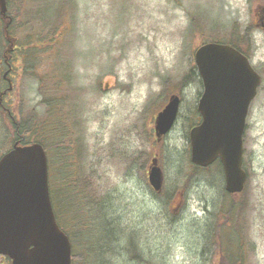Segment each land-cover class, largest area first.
<instances>
[{
  "label": "rangeland",
  "instance_id": "obj_1",
  "mask_svg": "<svg viewBox=\"0 0 264 264\" xmlns=\"http://www.w3.org/2000/svg\"><path fill=\"white\" fill-rule=\"evenodd\" d=\"M9 3L16 25L12 36L20 43L39 38L44 26L67 31L60 41V58L36 51L32 65L18 60V78L7 102L19 120L28 113L48 120L35 72L46 75L59 63L67 69L62 92L56 94L64 99V117L58 124L62 138L57 140L59 149L49 146L52 157L65 165L69 156L75 173L80 171L71 184L79 181L94 193L96 206L83 231L74 234L68 224L69 233L78 241L81 234L98 239V218L118 241L95 264H226L220 242L226 233L245 249L240 264H264V0ZM45 8L53 16L42 17ZM1 33L0 27V39ZM219 39H235L262 77L244 133L248 179L237 195L226 193L222 167L216 162L197 170L190 161L189 131L199 122L197 103L203 92L194 52L202 43ZM53 82L47 79L49 88ZM50 90L47 98L55 95ZM175 93L181 98L178 118L157 141L153 119ZM4 115L0 157L12 145ZM155 154L164 174L161 193L148 181ZM64 178H69L67 172ZM232 201L234 211L225 214Z\"/></svg>",
  "mask_w": 264,
  "mask_h": 264
},
{
  "label": "water",
  "instance_id": "obj_2",
  "mask_svg": "<svg viewBox=\"0 0 264 264\" xmlns=\"http://www.w3.org/2000/svg\"><path fill=\"white\" fill-rule=\"evenodd\" d=\"M7 0L0 14L7 17ZM203 84L197 110L201 122L189 132L192 163L206 167L221 162L225 190L239 194L243 168V135L250 104L261 77L249 59L229 44L207 42L194 53ZM180 97L172 94L155 119L160 139L173 127ZM148 179L155 191L163 184L158 158H152ZM0 254L12 264H71V242L57 223L49 192L48 159L41 143L16 142L0 158Z\"/></svg>",
  "mask_w": 264,
  "mask_h": 264
},
{
  "label": "trees",
  "instance_id": "obj_3",
  "mask_svg": "<svg viewBox=\"0 0 264 264\" xmlns=\"http://www.w3.org/2000/svg\"><path fill=\"white\" fill-rule=\"evenodd\" d=\"M9 3V0H7ZM10 4V3H9ZM59 11V10H58ZM51 10L49 8H45L44 12H42V17H49L51 14ZM41 15V13H38ZM37 20V16H36ZM15 20L10 24L9 31L10 34L13 33V28L16 27ZM27 24V22H26ZM0 27L2 30L0 39V57L4 52V21L0 17ZM58 26L46 28L45 26L40 30V37L36 36L35 40H31L29 43H25L24 41L20 43V41H16L15 51L17 53V58L20 60V63L29 62L32 65V62L37 60L36 58V51L39 54L47 55L52 57L55 55L57 57L60 56L59 52L61 48H63L64 43H61L63 36H65V27H62L58 30ZM249 28L244 31V35H247ZM12 32V33H11ZM234 34V33H233ZM67 36V35H66ZM14 37V36H13ZM33 38V37H32ZM64 39V38H63ZM218 41V40H213ZM219 41L226 42L239 50L241 47L239 46L238 42L235 39H219ZM62 44V47H61ZM28 47V49H27ZM38 49V50H37ZM40 50L45 51V53H41ZM61 57V56H60ZM59 57V58H60ZM58 59V58H56ZM60 64V63H59ZM55 65L51 67V71H47V74L41 75L35 72V75L39 78V92L41 95H44L42 100L48 106L49 109V117L48 120L41 118L38 114L35 113H28L27 115L22 116L19 120L18 127V137L22 143H29L32 141L40 142L44 145V147L49 151L52 149L49 145L54 144L56 147L58 146L57 140L61 139V132L58 124L62 123V119L64 117L63 113L60 110L63 108L64 99H60L57 97L56 94L62 92V82L67 78V69H62L60 66ZM33 69V66H31ZM57 67V68H56ZM26 69V68H24ZM51 78V88L47 83V79ZM55 91V95L49 94L50 98H47V94L49 91ZM199 117V114H198ZM50 121V122H48ZM45 136V137H44ZM59 149V147H57ZM50 152V151H49ZM56 154V153H55ZM58 154V153H57ZM65 165L61 162L57 156L52 157L50 155L49 159V167H50V195L56 215V219L60 226L64 228L67 234L70 235L72 240V254H73V261L72 264L77 262L78 264H95L99 256H102V252H107V249L112 245L115 244L116 238L112 235V230L108 229V225H106V221L104 222L102 219H96L95 231L96 233L98 230L102 232L101 237L98 239L93 240L91 237H85V235H79L78 239L75 238L74 235L69 233V230L66 228L68 224L74 228V234H78L83 231L84 224L88 221L89 216L91 215L96 203H94V193L89 192L86 188L80 184L79 181L71 184V181L78 180L80 171L75 173L74 171V164L72 166L73 159H69V156L65 157ZM217 164L221 167V164L217 162ZM212 167V166H211ZM197 170H206L207 168H199L194 166ZM209 168V167H208ZM64 172H67L68 179L65 180ZM78 174V175H77ZM79 182V187H78ZM81 187V188H80ZM236 202L232 201L231 204L227 206L225 214L227 212L232 213L234 211V207ZM100 209H103V205L100 201ZM228 216V215H227ZM230 216V215H229ZM91 222L89 221V224ZM238 224V222H237ZM93 234V233H92ZM222 236V235H221ZM220 236L221 242V252L223 256L224 263L228 264L229 261L233 262L234 264H240L239 261L241 258L244 257L245 249L243 246L235 240V238L228 236L225 234L226 240L223 241L222 237ZM240 239V238H239ZM235 240V241H234ZM75 242L79 245L75 246ZM78 246L82 248L81 252L78 251ZM237 249V251L231 248ZM83 253V254H79ZM100 253V255H99Z\"/></svg>",
  "mask_w": 264,
  "mask_h": 264
},
{
  "label": "flooded vegetation",
  "instance_id": "obj_4",
  "mask_svg": "<svg viewBox=\"0 0 264 264\" xmlns=\"http://www.w3.org/2000/svg\"><path fill=\"white\" fill-rule=\"evenodd\" d=\"M261 21L263 17H260ZM264 26V23H262ZM15 46L12 50L4 49L2 56L0 57V114L4 115L5 124L12 126V134L9 139L10 142L19 141L18 137V121L17 114L13 111L12 106H7V100L11 96V93L14 91L13 86L15 85V81L18 78V58L17 53L15 51ZM6 50V51H5ZM10 51V52H8ZM13 104V100L11 101V105ZM1 132V130H0ZM1 134H3L1 132ZM0 134V140L2 138ZM1 256L0 264H12L11 260L6 256Z\"/></svg>",
  "mask_w": 264,
  "mask_h": 264
}]
</instances>
